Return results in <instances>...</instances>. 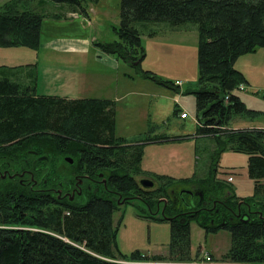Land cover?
Masks as SVG:
<instances>
[{"label":"trees","instance_id":"obj_1","mask_svg":"<svg viewBox=\"0 0 264 264\" xmlns=\"http://www.w3.org/2000/svg\"><path fill=\"white\" fill-rule=\"evenodd\" d=\"M28 1L0 7V47L37 50L43 21L65 18L48 15L42 0L37 8ZM47 1L82 16L99 0ZM119 18L113 28L118 40L94 42L95 47L175 93L178 86L141 69L145 52L135 24L196 25L195 133L168 137L152 127L141 139L117 137L112 100L38 95L36 65L0 66L1 172L11 173L16 160L26 179L0 182V264H191L198 259L191 255L192 222L205 235L229 234L230 247L220 261L264 264V130L228 128L258 114L236 91L247 81L234 63L264 48V0H121ZM200 138L212 147L205 169L190 178L141 169L146 146ZM226 152L248 157L252 196L238 197L228 179L218 177ZM142 179L153 187L142 188ZM136 202L144 207L137 208L139 219L169 224L167 256L118 250L113 215Z\"/></svg>","mask_w":264,"mask_h":264},{"label":"rangeland","instance_id":"obj_2","mask_svg":"<svg viewBox=\"0 0 264 264\" xmlns=\"http://www.w3.org/2000/svg\"><path fill=\"white\" fill-rule=\"evenodd\" d=\"M10 1L0 0V7ZM38 1L32 0L31 3L28 1V6L34 8ZM42 1L45 2L43 10L48 15H61L68 9L64 5L61 7L47 0ZM120 2L121 0H99L97 4L88 5L90 19L79 17L71 22L62 20L61 23H52L53 19L43 21L40 31L41 46L51 44L56 40H87L92 44V49L88 54L91 61L85 67L87 73L98 70L104 71L108 76L107 79H103L101 84L93 83L87 88L77 87L73 93L68 94L69 98L74 100L105 97L116 99L115 135L127 140L143 138L152 127H154L156 135H166L167 133L179 136L194 135L195 127L191 121L187 122L183 129L180 124L171 120L169 127L162 124V121L166 122L167 117L172 118L174 110L171 97L175 92L170 88L156 85L148 80H141L142 78L133 68L112 58L106 66L109 70L99 69L98 64L104 63V60L98 59L97 50L99 51V49L93 43L104 44L118 40L113 28L119 26ZM68 18H77V15L71 14ZM135 27L140 32L141 47L145 52L141 69L152 72L162 81L173 84L180 82L181 103L187 107L185 111L190 115V118H194L193 93L197 90L199 41L196 25L185 24L173 28L167 23L158 22L136 23ZM76 62L78 61L70 63L67 60H62L49 63L41 49L37 51L26 47H0V66L36 64L38 69L45 66H59L62 63L76 64ZM234 68L247 81V84H243L245 90L238 93L240 99L249 110L258 114L249 120L236 119L228 125V128H264V48L240 56L235 61ZM107 80L109 82H106ZM59 88L51 87L45 81H40L36 92L38 95H63L66 87L60 90ZM187 142L191 150H194V146L197 150V165L201 168L206 166L208 152L205 150L207 146L212 147V143L195 139H189ZM245 158V155L237 153H229L224 157V165L237 167L235 171L231 170V173L234 174L231 177L234 179L232 188L238 197L253 195L254 183L246 175ZM223 171H219L218 177L225 180ZM260 184L264 187V180L260 181ZM137 208L143 209L144 207L141 203L136 202L135 205L123 206L119 213L113 215V223L117 227L116 245L118 250L124 255L140 251L146 256H167L170 241L169 224L139 219L136 215ZM190 244L191 255L198 254L197 258H199L201 253H207L203 249L214 251L215 253L210 254L214 260L219 262L230 247V236L226 232L205 235L196 223L192 222L190 223Z\"/></svg>","mask_w":264,"mask_h":264},{"label":"crops","instance_id":"obj_3","mask_svg":"<svg viewBox=\"0 0 264 264\" xmlns=\"http://www.w3.org/2000/svg\"><path fill=\"white\" fill-rule=\"evenodd\" d=\"M65 11L63 13L65 14V18L62 20H68L71 22L72 20H76L79 17L90 19V16H89L90 11L88 10V8L86 11V15L84 16L77 15V18H72V19L68 18V16H71V14ZM62 20H54V22L52 23H61ZM40 49L43 50L44 56L46 55V60L49 63L59 62L62 60H67L70 63H72L73 61H78L76 62V64H68V63L63 64L62 63L59 66L58 65L45 66L43 68L37 69V79H38L37 85L40 81H45L51 87H60L59 90L66 87V91L65 93H63V95H46V96H57L61 98L74 100L72 98H69L70 95L68 94L73 93V91L77 87L84 86V88H87L88 86H91V84L93 83L95 85L98 83L101 84L103 82V79L105 80L108 78L107 74L104 71L96 70V71L87 73V70L85 69V67H87L86 65L91 61L88 54L92 49V44L87 42V40H83V39L56 40L53 43L46 44L44 46H41L39 44L37 51L38 50L40 51ZM99 51L97 50V53L99 55L98 59L100 60L103 59L104 63L102 62L99 63L98 67L99 69H104L107 71L109 70V68H107L106 66L108 62L111 61V58L114 59L115 61H118V60H116L112 56L105 55L104 53H102L101 51L99 52ZM27 65H32V64H27ZM132 79L133 77L131 78V80ZM106 82H109V80H107ZM174 83H177V82H174ZM102 85L104 86V84ZM180 87H179V92L175 94L173 93V96L171 97V101L174 104L173 112L175 110L185 111L187 109V107L181 103L182 91ZM97 99L112 100L110 99V97L97 98ZM112 101L115 103V131H116V121H117L116 103L117 101L116 99ZM177 115L175 114L173 115L172 113V118L167 117V119L165 120L166 122L162 121V124L169 127L171 123L170 120H171L174 123L180 124L183 129L187 125V122L191 121L196 129V125L194 124L192 119L189 118L187 120H179ZM148 119H149V116H148ZM243 128H248V127H243ZM230 129H238V128L230 127ZM248 129L264 130V128H257V127H251ZM166 136L174 137V136H179V135H172V134L167 133ZM198 140L208 141L207 139H204V138H200ZM187 141H189V139L183 140V141H176V142L171 141L167 143L152 144V145L146 146L144 149L143 158L141 162V169L147 173L166 175L169 177L180 178V179H185L187 177L193 176L195 172H198V171L201 172L202 170L205 169V166L201 168L199 165H197L198 157H197L195 146H194V150H191L190 147L188 146L189 144ZM210 148L211 147L207 146V149L205 151L208 152ZM229 153L231 152H226L221 155L220 160H219V168H220L219 171L227 170L223 172L228 173V175H225V178L227 179L228 177L231 178L230 184L232 185L234 182V179H232L231 175H234V174L231 173V170L235 171L237 167L224 165V157ZM228 157L229 156H227V159H229ZM247 159L248 157L246 156L245 158L246 165H247ZM246 165H245V170H246ZM200 248L202 250V247ZM203 251H206L209 254L215 253L214 251L211 252V251H207L204 249Z\"/></svg>","mask_w":264,"mask_h":264},{"label":"built area","instance_id":"obj_4","mask_svg":"<svg viewBox=\"0 0 264 264\" xmlns=\"http://www.w3.org/2000/svg\"><path fill=\"white\" fill-rule=\"evenodd\" d=\"M176 86L180 87L181 86V83L180 82H177L175 83ZM245 90V87L244 85H239L238 88L236 89V91L238 92H243ZM181 112L178 113L177 117L179 120H187L190 118L189 114L187 113V111H184V110H180ZM193 120L194 124L197 126V120L194 118H190ZM228 182L231 181V178H228L227 180ZM191 264H235V263H230V262H222V261H217V260H214L213 258H211V256L205 252L201 253L199 258L194 261L193 263Z\"/></svg>","mask_w":264,"mask_h":264},{"label":"flooded vegetation","instance_id":"obj_5","mask_svg":"<svg viewBox=\"0 0 264 264\" xmlns=\"http://www.w3.org/2000/svg\"><path fill=\"white\" fill-rule=\"evenodd\" d=\"M9 171H2L1 172V166H0V182L1 181H13L17 184H26V179L21 178L23 176L18 173V161L13 160V167L11 168V173H8ZM28 172V171H27ZM73 193V192H72ZM73 197H71V200Z\"/></svg>","mask_w":264,"mask_h":264},{"label":"water","instance_id":"obj_6","mask_svg":"<svg viewBox=\"0 0 264 264\" xmlns=\"http://www.w3.org/2000/svg\"><path fill=\"white\" fill-rule=\"evenodd\" d=\"M65 162H67L68 164H72V159L65 158ZM139 185L144 189H150L153 187V182L148 179H142L140 180Z\"/></svg>","mask_w":264,"mask_h":264}]
</instances>
